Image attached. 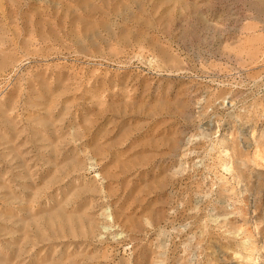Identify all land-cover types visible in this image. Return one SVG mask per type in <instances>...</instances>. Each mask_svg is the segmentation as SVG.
Wrapping results in <instances>:
<instances>
[{"label":"rangeland","instance_id":"374dc122","mask_svg":"<svg viewBox=\"0 0 264 264\" xmlns=\"http://www.w3.org/2000/svg\"><path fill=\"white\" fill-rule=\"evenodd\" d=\"M64 2L0 0V264H264V0Z\"/></svg>","mask_w":264,"mask_h":264},{"label":"bare ground","instance_id":"6f19581e","mask_svg":"<svg viewBox=\"0 0 264 264\" xmlns=\"http://www.w3.org/2000/svg\"><path fill=\"white\" fill-rule=\"evenodd\" d=\"M70 2H72L74 5L73 6H71V4H68V3H70ZM87 2H89V0H65V2H64V4L62 5L63 7H62V10L63 11H66V14H70V16H71V13H73V11L74 10H76V8L75 7H77L78 9L79 8H82L83 9V7L84 6H86V8H87V4H89V3H87ZM89 5H91V3L89 4ZM90 7V6H89ZM85 10V9H84ZM89 10V9H88ZM91 10V9H90ZM77 11V10H76ZM53 12V11H52ZM81 12H83V11H81ZM86 12V11H85ZM88 12V11H87ZM86 12V13H87ZM99 12V11H98ZM55 13V16H56V14H58V13H56V12H54ZM75 13V12H74ZM84 13V12H83ZM65 14V15H66ZM92 14V13H91ZM64 15V16H65ZM52 16H53V14H52ZM69 16V17H70ZM79 16V15H78ZM81 16V15H80ZM22 18V17H21ZM23 18H25L26 19V15L24 16L23 15ZM44 18V17H43ZM38 20H39V18H37ZM55 19V18H54ZM41 20H43V19H41ZM26 21V20H25ZM36 21V20H35ZM46 21V20H45ZM44 21V22H45ZM39 22V21H38ZM86 22V21H85ZM88 22V21H87ZM86 22V23H87ZM47 24V23H46ZM75 25V24H74ZM38 26V25H37ZM86 27V26H85Z\"/></svg>","mask_w":264,"mask_h":264}]
</instances>
